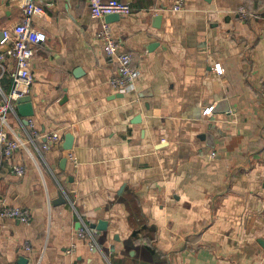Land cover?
Wrapping results in <instances>:
<instances>
[{
	"label": "crops",
	"instance_id": "0c3cea01",
	"mask_svg": "<svg viewBox=\"0 0 264 264\" xmlns=\"http://www.w3.org/2000/svg\"><path fill=\"white\" fill-rule=\"evenodd\" d=\"M122 1L134 10L115 21L87 0H53L33 18L47 34L26 94L34 114L26 124L16 107L9 122L40 148L52 132L63 141L10 160L0 150V210L31 214L0 217V264H264V0H185L182 12ZM21 19L20 0H0V40ZM104 22L141 71L126 93L110 85ZM222 100L230 110L214 112ZM99 220L91 250L79 229Z\"/></svg>",
	"mask_w": 264,
	"mask_h": 264
},
{
	"label": "built area",
	"instance_id": "2783aa9c",
	"mask_svg": "<svg viewBox=\"0 0 264 264\" xmlns=\"http://www.w3.org/2000/svg\"><path fill=\"white\" fill-rule=\"evenodd\" d=\"M53 0H20L22 10V19L18 23L7 26L3 29V36L0 40V150L2 157L10 160L14 154L24 148L30 155L36 152L42 154V151L51 149L53 146L60 145L63 141L59 132L47 134L43 147L36 145L31 135L18 137L14 134L9 122L11 112L15 113L16 104L19 98L26 95L30 86L33 84L34 77L32 73V60L36 55V45L41 44L47 38V34L33 26L32 21L36 16H42L45 11V4ZM90 7V14L94 18L102 19L110 14L128 15L134 8L130 3L122 0H87ZM171 10L182 12L185 9V0H172ZM247 12H243V14ZM98 38L103 43L104 53L113 58L118 63L116 74L110 78V85L121 93L132 90L141 71L134 65V55L131 51H122L119 43L114 38L111 27L108 23H103ZM14 62V68H8V61ZM216 70L222 72L220 64H216ZM11 74V87L6 92L1 85L2 78ZM213 106L206 108L205 112L210 114ZM212 156L216 153L212 152ZM70 157L71 154H69ZM12 168L18 175H22L24 170L22 166L12 163ZM30 211L20 207L4 206L0 210V217L14 218L20 222L26 223L30 218ZM80 233H89L92 241L91 250L97 248L94 229H91L86 223L79 229ZM29 248V247H27Z\"/></svg>",
	"mask_w": 264,
	"mask_h": 264
},
{
	"label": "water",
	"instance_id": "95a60500",
	"mask_svg": "<svg viewBox=\"0 0 264 264\" xmlns=\"http://www.w3.org/2000/svg\"><path fill=\"white\" fill-rule=\"evenodd\" d=\"M121 17V15L119 14H110L106 16V20L107 21H115V20H119ZM3 32H1V35ZM31 97L29 95H24L23 97L19 98L17 101V110L18 112L25 117L26 119L24 120L26 124H28L27 118L29 116H32L34 114V107L32 105L31 102ZM230 110V107L228 105V101L227 100H222L220 102H218L215 106L214 112L216 113H227ZM214 136V135H213ZM211 138V136H210ZM72 141H73V136L71 133H68L66 135V141L64 144V148L66 149H70L72 147ZM211 146H213V143H210ZM63 163L66 162V159H64L62 161ZM67 198L65 197L64 193L62 191L59 192V196L56 200H54V204L56 203H63L66 202ZM107 222L104 220H99L97 223H93L90 224V228L91 229H95V230H106L107 229Z\"/></svg>",
	"mask_w": 264,
	"mask_h": 264
}]
</instances>
